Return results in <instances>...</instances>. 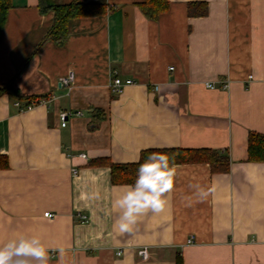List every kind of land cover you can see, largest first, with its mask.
Masks as SVG:
<instances>
[{"label":"crops","instance_id":"1","mask_svg":"<svg viewBox=\"0 0 264 264\" xmlns=\"http://www.w3.org/2000/svg\"><path fill=\"white\" fill-rule=\"evenodd\" d=\"M78 1L105 11L70 20L56 45L40 42L52 12L10 0L0 86L48 101L20 112L14 102L27 101L0 97V245L39 235L49 264H264V163L247 160L249 133L264 134V0H168L155 20L144 0ZM192 3L207 13L189 16ZM70 72L68 91L59 80ZM113 77L133 83L112 95ZM62 111L72 113L65 126ZM172 148L225 154L229 171L175 163L170 211L121 234L112 204L128 185L89 162L137 163L146 149ZM190 185L210 194L201 200Z\"/></svg>","mask_w":264,"mask_h":264},{"label":"trees","instance_id":"2","mask_svg":"<svg viewBox=\"0 0 264 264\" xmlns=\"http://www.w3.org/2000/svg\"><path fill=\"white\" fill-rule=\"evenodd\" d=\"M38 10L44 14L53 13V22L40 42L51 41L56 45H64L69 35V23L73 18H82L83 16H97L105 11V4L101 1L97 2H81L72 0L68 4H63L60 0H37ZM168 0H144L140 2L139 9L148 19L155 20L158 16L168 9ZM199 6L197 10L193 7ZM11 7L10 0H0V35L1 30L6 22L8 9ZM189 16L205 15L206 8L202 3L189 4ZM4 94L14 96L17 100H25L26 103L38 104L40 100L46 98L27 96H19L18 92L12 90L9 85L0 86V97ZM26 104V105H28ZM247 144V160L255 163H264V134L251 132L248 135ZM152 152H163L174 159L175 163L205 162L209 165L212 172L229 171V158L227 155L214 152L210 149H146L139 155L140 159L137 163L119 164L111 163L106 158L94 159L89 162L90 165L107 166L110 172V184L132 185L135 183L137 169L139 163H143L147 156ZM8 166V161L4 155H0V170ZM176 264H182L181 257L177 256Z\"/></svg>","mask_w":264,"mask_h":264},{"label":"clouds","instance_id":"3","mask_svg":"<svg viewBox=\"0 0 264 264\" xmlns=\"http://www.w3.org/2000/svg\"><path fill=\"white\" fill-rule=\"evenodd\" d=\"M175 177V161L166 153L152 152L139 163L135 183L128 185L112 204L120 213L116 223L121 234H132L141 217L148 213L170 211V198L166 194L172 191ZM190 187L196 189L201 200L210 194V190L199 185ZM58 252L63 256L62 248ZM0 264H49V249L39 235L22 234L0 245Z\"/></svg>","mask_w":264,"mask_h":264},{"label":"built area","instance_id":"4","mask_svg":"<svg viewBox=\"0 0 264 264\" xmlns=\"http://www.w3.org/2000/svg\"><path fill=\"white\" fill-rule=\"evenodd\" d=\"M73 78H74V74L72 72L68 73L66 76L60 78L59 80V86L60 87H65L67 88V90L69 91L70 90V85L73 81ZM133 81L132 79H125V80H122L120 79L119 77H113V79L111 80L110 84L108 86H110V91L112 93V95H118L120 93L123 92L124 88L126 86H128V84H132ZM227 84H224L223 87H226ZM206 87L208 88H211L213 89L214 86L213 84H209V83H206ZM155 90H158V87L156 86L155 87ZM48 101V99L44 98L42 100L39 101L38 104H33V103H30L28 105H26L25 107H21L20 106V103L18 101H15L14 103L19 107V111H28L29 109L33 108L34 106H37L39 104H42V103H46ZM71 112H68V111H62L60 112L59 116H60V125L61 126H65L66 125V120L71 116ZM75 115H81L80 112H75L74 113ZM79 157L82 158V159H85V155L84 154H79ZM75 171V169L73 168L72 169V173ZM43 216L45 217H52V214L49 213V212H45L43 214ZM84 221V220H83ZM191 241V239L189 238L186 242L189 243ZM120 254V251L117 252V255ZM137 254L140 258L142 259H147V248L146 247H141L138 249L137 251Z\"/></svg>","mask_w":264,"mask_h":264}]
</instances>
